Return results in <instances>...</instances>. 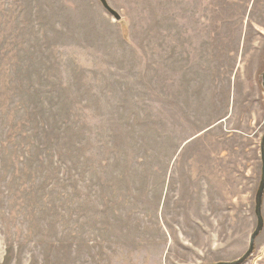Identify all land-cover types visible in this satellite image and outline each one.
Instances as JSON below:
<instances>
[{
  "label": "rangeland",
  "instance_id": "rangeland-1",
  "mask_svg": "<svg viewBox=\"0 0 264 264\" xmlns=\"http://www.w3.org/2000/svg\"><path fill=\"white\" fill-rule=\"evenodd\" d=\"M106 1L0 0V264L239 259L264 0Z\"/></svg>",
  "mask_w": 264,
  "mask_h": 264
},
{
  "label": "water",
  "instance_id": "water-1",
  "mask_svg": "<svg viewBox=\"0 0 264 264\" xmlns=\"http://www.w3.org/2000/svg\"><path fill=\"white\" fill-rule=\"evenodd\" d=\"M104 7L113 15L117 20H120V15L110 7L106 0H101ZM261 85L264 89V72L262 73ZM261 160H262V175L259 187L256 194L255 202V215L257 217V226L250 237V242L247 251L239 258L230 262H217L215 264H244L254 253L256 247V239L264 228L263 218V201H264V135L261 142Z\"/></svg>",
  "mask_w": 264,
  "mask_h": 264
},
{
  "label": "trees",
  "instance_id": "trees-1",
  "mask_svg": "<svg viewBox=\"0 0 264 264\" xmlns=\"http://www.w3.org/2000/svg\"><path fill=\"white\" fill-rule=\"evenodd\" d=\"M45 150H46V147H45Z\"/></svg>",
  "mask_w": 264,
  "mask_h": 264
}]
</instances>
